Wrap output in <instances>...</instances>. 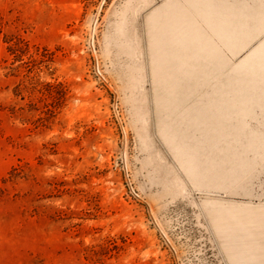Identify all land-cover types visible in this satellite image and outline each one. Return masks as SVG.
I'll return each instance as SVG.
<instances>
[{
  "label": "rangeland",
  "instance_id": "rangeland-1",
  "mask_svg": "<svg viewBox=\"0 0 264 264\" xmlns=\"http://www.w3.org/2000/svg\"><path fill=\"white\" fill-rule=\"evenodd\" d=\"M181 1L0 0V264H264V0L167 4L155 82Z\"/></svg>",
  "mask_w": 264,
  "mask_h": 264
},
{
  "label": "crops",
  "instance_id": "crops-1",
  "mask_svg": "<svg viewBox=\"0 0 264 264\" xmlns=\"http://www.w3.org/2000/svg\"><path fill=\"white\" fill-rule=\"evenodd\" d=\"M230 3H234V0H230L229 1ZM169 5V4H174V5H176V6H178V7H180V6H182L183 4H184V0H182L181 2H171V3H165V4H163L162 6H160V7H158V8H156L155 10H153L152 12H151V14H150V19H149V22H150V26H151V43H150V51H151V65H152V75H153V77H154V81L155 82H159V83H163V84H165L166 82H167V78H165V75L163 76L164 77V81L163 82H161L160 81V77L157 75V74H155V69L157 68L156 67V64L158 63V61H157V59H156V56H157V51H156V47H155V43H157V40L159 41V36H158V33L160 32L159 30H158V25H157V23L160 21V19L164 16V14L162 13L163 12V10H164V8H165V6L166 5ZM160 10V11H159ZM162 10V11H161ZM159 11V12H158ZM187 17L188 18H191V15H190V13H188L187 14ZM185 25H183V27H184ZM157 38V39H156ZM255 46V45H254ZM253 46V47H254ZM244 51H246L247 53H248V51L247 50H244ZM244 51H242V52H244ZM241 52V53H242ZM189 53H190V51H188V50H180V49H177L176 50V48L175 49H171L170 48V46L168 45L167 46V48H166V50L164 51V54H166L167 56L169 55V57L168 58H170V60L168 59V66H167V68H166V71L167 72H171V70H172V68H171V65H172V63H174V62H176V61H174L173 59H172V57L171 56H174V55H176L177 57L179 56V57H182V56H185V57H183L185 60H186V55L188 54L189 55ZM204 53H205V51L203 50V57H202V59L200 58L199 59V62H197V63H193V61H191V60H188V63H187V65H193V66H195V65H197V71H196V75H194V76H191V78L190 79H187V78H184L183 76L181 77V79L183 80L182 81V83H180L178 86L181 88H183V90L184 91H186L187 89H191V88H193V87H190V85L189 84H195L194 86V88H196V87H199V86H206V85H208V84H211L212 82H215V81H217V75H213V74H210L211 73V70H215L216 72H219L220 73V71L221 72H225V71H228V70H230L231 72H230V74L229 75H231V77L232 76H234V64H236V63H234L233 62V57H235V56H233V55H230L229 53H227V52H225V56H226V58H225V65L223 64L222 66L221 65H219L221 62H222V59H219V60H217V59H215V58H206L205 56H204ZM241 53H239V54H241ZM202 54V53H201ZM238 54V55H239ZM237 55V56H238ZM236 56V57H237ZM245 57V56H244ZM243 58V57H242ZM241 58V59H242ZM240 59V60H241ZM177 63V62H176ZM228 67H229V69H228ZM201 72V70L202 71H204L203 72V74L201 73V74H198V72L199 71ZM191 75H193V74H195V73H190ZM197 77L199 78V79H197ZM201 78V79H200ZM201 81L202 83H199L198 81ZM168 84H170L169 82H167ZM233 87H234V85L233 86H231L229 89H228V87L227 88H225V90H224V92L226 93V95H225V97L223 98V97H221V98H219L217 95H215V94H210V95H207V96H203L202 98H200L201 100H206V99H208V100H210V99H218V100H221V99H226V100H231V99H233L234 97H230L231 96V94H233L232 93V90H233ZM170 91V93H174L176 90H169ZM172 96L171 97H173L172 99H175V97H176V95H174V94H171ZM228 98V99H227ZM230 102V101H229ZM204 104V103H203ZM231 104V103H230ZM205 105V104H204ZM212 105V107H214V106H216L217 104L215 103H212L211 104ZM221 105H222V103L220 104V107H221ZM254 107V106H253ZM231 108L232 109H234V105L233 104H231ZM255 108H258V107H255ZM254 108V109H255ZM254 109H252V113H253V110ZM260 109V108H259ZM262 109V108H261ZM262 110H264V109H262ZM231 115H233V114H231ZM231 115H230V118H232V120L231 121H233V117H231ZM234 116V115H233ZM246 120V119H245ZM230 121V122H231ZM232 128L233 127H230V129L232 130ZM246 129V128H245Z\"/></svg>",
  "mask_w": 264,
  "mask_h": 264
}]
</instances>
